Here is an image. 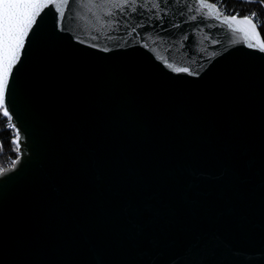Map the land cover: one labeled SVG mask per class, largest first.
I'll return each mask as SVG.
<instances>
[{"label": "snow or ice", "instance_id": "6c2138e0", "mask_svg": "<svg viewBox=\"0 0 264 264\" xmlns=\"http://www.w3.org/2000/svg\"><path fill=\"white\" fill-rule=\"evenodd\" d=\"M258 2L264 6V0ZM74 3L78 0H0V112L15 129L11 143L16 156L9 167L0 168V201L33 157L47 150L43 129L33 134L21 126L23 112L31 105L30 88L21 80L24 62L33 39L38 40L45 29L48 39L59 45L62 53L86 43L66 24ZM88 3L98 13L100 28L107 27L116 34H106L102 39L98 30L89 37L86 46L95 54H115L117 49L137 47L153 52L149 45L160 43L168 44L169 50L178 45L180 51L188 47L194 32L209 30L204 37L209 39L212 29L221 33L226 28L241 34L243 46L252 50L249 55L264 57L260 31L264 24L258 28L255 13L242 18L238 14L222 15L213 0ZM108 41L114 42L113 47L107 46ZM222 43L211 38L212 45ZM216 56L213 51L208 59ZM100 59L107 60L108 56L100 55ZM80 70L85 74L98 71L89 62H84ZM162 71L175 74L169 78L178 80L185 75L200 77L203 67L193 71L164 61ZM118 126L115 118L103 124L106 131ZM204 143L203 149L176 153L167 164L147 159L131 166L108 153L100 167L84 158L72 137L66 138L64 150L69 159L59 175L75 200V210L89 228L74 237L70 251L58 264H264V240L238 248L220 231L230 229L253 205L264 214V143L259 159L234 141L230 147H222L216 139ZM82 175L89 179L87 188L79 184ZM40 200L56 216L65 214L62 202L49 203L43 194ZM91 233L103 237L101 245L91 242ZM177 238H183V242L178 244ZM4 256L0 241V264H5Z\"/></svg>", "mask_w": 264, "mask_h": 264}, {"label": "water", "instance_id": "95a60500", "mask_svg": "<svg viewBox=\"0 0 264 264\" xmlns=\"http://www.w3.org/2000/svg\"><path fill=\"white\" fill-rule=\"evenodd\" d=\"M97 15L88 0H78L66 24L86 43L62 53L45 29L38 40L33 39L24 62L21 80L30 88L31 105L23 112L21 126L33 134L43 129L47 150L33 157L0 201L5 264H58L70 251L74 237L89 228L59 175L69 159L64 150L68 137L75 140L85 159L100 167L108 153L131 166L147 159L167 164L176 153L205 148L207 139L219 140L222 147L234 141L249 155L260 157L264 57L249 55L252 50L243 46L241 34L212 29L210 38L204 39L209 35L204 30L194 32L188 47L180 51L178 45L169 50L168 44L160 43L149 45L153 52L137 47L95 54L86 46L89 37L98 30L102 39L106 34L116 36L107 27L100 28ZM211 38L223 43L212 45ZM113 43L108 41L107 46ZM213 51L217 56L209 60ZM100 55L108 59L101 60ZM164 61L193 71L202 66L203 71L200 77L171 79L175 74H164ZM84 62L94 64L98 71L85 74L80 70ZM113 118L119 126L106 131L104 122ZM255 183H259L258 176ZM79 184L89 187L87 175L80 177ZM41 194L49 203L62 202L65 214L58 217L50 212L41 203ZM241 217L227 231L220 229L231 244L244 248L264 240V214L259 207L247 208ZM91 242L99 246L103 237L91 233ZM176 242L182 243L183 238Z\"/></svg>", "mask_w": 264, "mask_h": 264}, {"label": "trees", "instance_id": "16d2710c", "mask_svg": "<svg viewBox=\"0 0 264 264\" xmlns=\"http://www.w3.org/2000/svg\"><path fill=\"white\" fill-rule=\"evenodd\" d=\"M213 2L217 3L219 6V10H221L225 14H238L239 16L244 15H252L255 13L254 22L257 23V26L264 24V6H261L258 0H213ZM227 6V11L225 10ZM261 35L264 36V28H260ZM3 120L0 114V166L5 168L6 166L11 165L10 163L5 164L4 161L8 160V157L13 159L16 156L13 153L14 144L11 143L12 134L9 130H6L3 125ZM5 159V160H4Z\"/></svg>", "mask_w": 264, "mask_h": 264}, {"label": "built area", "instance_id": "2783aa9c", "mask_svg": "<svg viewBox=\"0 0 264 264\" xmlns=\"http://www.w3.org/2000/svg\"><path fill=\"white\" fill-rule=\"evenodd\" d=\"M255 21V20H254ZM1 118H2V120H3V123H2V125H3V127L6 129V130H9L10 132H11V134H12V139L14 138V136H15V130H14V128H10L9 127V122L6 120V118H4V117H2L1 116ZM14 148H15V145H14ZM14 150V149H13ZM12 160H14L13 158H11V161ZM11 161L9 162L10 164H11Z\"/></svg>", "mask_w": 264, "mask_h": 264}, {"label": "rangeland", "instance_id": "374dc122", "mask_svg": "<svg viewBox=\"0 0 264 264\" xmlns=\"http://www.w3.org/2000/svg\"><path fill=\"white\" fill-rule=\"evenodd\" d=\"M0 152H1V151H0ZM11 156H12V155H10V156L8 157V160H5V159H4V160H5L4 163L6 162L5 164H7V163H9V162L11 161V158H12ZM0 168H2V165L0 166Z\"/></svg>", "mask_w": 264, "mask_h": 264}]
</instances>
